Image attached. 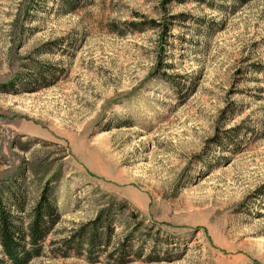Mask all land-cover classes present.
<instances>
[{"label":"rangeland","instance_id":"obj_1","mask_svg":"<svg viewBox=\"0 0 264 264\" xmlns=\"http://www.w3.org/2000/svg\"><path fill=\"white\" fill-rule=\"evenodd\" d=\"M163 1L0 0V203L58 217L26 264H264V0Z\"/></svg>","mask_w":264,"mask_h":264},{"label":"trees","instance_id":"obj_2","mask_svg":"<svg viewBox=\"0 0 264 264\" xmlns=\"http://www.w3.org/2000/svg\"><path fill=\"white\" fill-rule=\"evenodd\" d=\"M60 1L63 3L65 0ZM167 1L168 0H164L163 3H166ZM221 1L231 2L235 6L236 4H246L253 0ZM149 24L148 28L150 29L156 30L161 28V35L163 34V36L168 32V27L165 24L161 25L155 21H150ZM130 26L136 32H141L143 30L141 23H131ZM255 67L256 72L262 70L258 65H255ZM219 144L220 143H218L217 146H220ZM16 198V196H11V209L0 203V248L1 254L4 258V260L0 259V264H26L30 258L39 256L41 252V243L45 240L58 219L56 206L49 194L48 187H45L41 192L38 202L30 212L25 227L21 222V218L17 215V212L20 210V201ZM102 219L103 214H100L92 223H90L89 226H91V229L89 232L87 231V239H85L86 229L84 232L79 230L77 235H74V238L67 241V244H73L77 241L78 243H75L72 249L78 252L86 244L89 255L91 256V251L99 250V246H102L103 243L104 245L107 244L112 234L110 225H105L106 222H101ZM88 228L89 227H87V229ZM75 238L76 241L74 240Z\"/></svg>","mask_w":264,"mask_h":264}]
</instances>
